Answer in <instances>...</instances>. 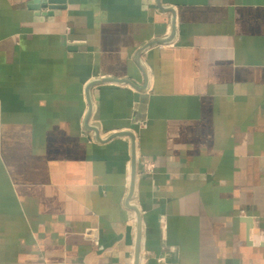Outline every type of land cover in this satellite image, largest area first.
I'll return each instance as SVG.
<instances>
[{
	"label": "crops",
	"instance_id": "obj_1",
	"mask_svg": "<svg viewBox=\"0 0 264 264\" xmlns=\"http://www.w3.org/2000/svg\"><path fill=\"white\" fill-rule=\"evenodd\" d=\"M47 3L0 0V264H133L130 205L138 264H264V0Z\"/></svg>",
	"mask_w": 264,
	"mask_h": 264
},
{
	"label": "water",
	"instance_id": "obj_2",
	"mask_svg": "<svg viewBox=\"0 0 264 264\" xmlns=\"http://www.w3.org/2000/svg\"><path fill=\"white\" fill-rule=\"evenodd\" d=\"M47 2L48 3H63V0H47ZM48 3H47V5H48ZM49 5L52 6V4H49ZM107 80L124 81V82H128V83H132L128 78H114V77H102V78L90 81L86 85V94H87V101H88V108H87V111H86V118L90 115V111H91V104H90L89 96H88L89 87L92 84H95L97 82L107 81ZM88 127H91L93 130H95V128L92 127V126H88ZM119 135H128L131 138L130 174H129V188H128V198H130L132 196V193H133V190H134L135 179H136V174H137V171H136L137 158H136V152H135V144L133 142L134 134H133V132L131 130H119V131H116V132H112L105 139H110L112 137L119 136ZM99 139H101V138H99ZM130 206H131V208H133L135 210V214H136V236H135L133 264H138L139 248H140V241H141V217H140L138 209L135 208V206H133V205H130Z\"/></svg>",
	"mask_w": 264,
	"mask_h": 264
},
{
	"label": "built area",
	"instance_id": "obj_3",
	"mask_svg": "<svg viewBox=\"0 0 264 264\" xmlns=\"http://www.w3.org/2000/svg\"><path fill=\"white\" fill-rule=\"evenodd\" d=\"M141 167L143 172H151L154 167V162L152 160H144L141 163Z\"/></svg>",
	"mask_w": 264,
	"mask_h": 264
}]
</instances>
